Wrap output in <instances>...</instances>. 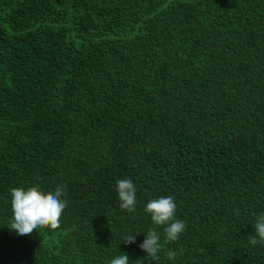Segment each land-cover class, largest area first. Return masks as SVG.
Returning <instances> with one entry per match:
<instances>
[{
  "label": "trees",
  "instance_id": "trees-1",
  "mask_svg": "<svg viewBox=\"0 0 264 264\" xmlns=\"http://www.w3.org/2000/svg\"><path fill=\"white\" fill-rule=\"evenodd\" d=\"M37 183L68 206L18 236L11 190ZM161 196L186 229L157 228L151 261L144 206ZM261 213L264 0H0V264H264L247 242Z\"/></svg>",
  "mask_w": 264,
  "mask_h": 264
},
{
  "label": "clouds",
  "instance_id": "clouds-1",
  "mask_svg": "<svg viewBox=\"0 0 264 264\" xmlns=\"http://www.w3.org/2000/svg\"><path fill=\"white\" fill-rule=\"evenodd\" d=\"M66 186L58 184L54 191L45 192L39 183L27 188H12L11 196V220L9 229L18 236H28L33 230H56L60 228L61 215L68 206V201L64 199ZM116 192L119 200V207L122 211L132 213L136 209V187L127 178L117 180ZM176 201L172 196H161L150 199L144 206V213L150 216L153 227L149 228L146 237L139 245L141 251L146 253L144 259L158 261L162 248L161 233L157 228L163 227L164 243L175 242L185 231L186 224L183 220L176 219ZM236 216L240 215V210L234 209ZM254 231L247 236V242L251 246L260 244L264 246V213L255 217L252 225ZM140 233L127 234L122 236L121 242L125 245L135 243L136 235ZM176 256V252L169 250L166 258L171 260ZM142 261V260H140ZM138 262V261H137ZM136 262V264H137ZM110 264H129V257L126 253L111 259Z\"/></svg>",
  "mask_w": 264,
  "mask_h": 264
}]
</instances>
